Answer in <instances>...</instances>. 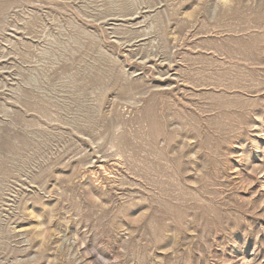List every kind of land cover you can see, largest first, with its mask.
<instances>
[{
    "label": "rangeland",
    "instance_id": "1",
    "mask_svg": "<svg viewBox=\"0 0 264 264\" xmlns=\"http://www.w3.org/2000/svg\"><path fill=\"white\" fill-rule=\"evenodd\" d=\"M0 264H264V0H0Z\"/></svg>",
    "mask_w": 264,
    "mask_h": 264
}]
</instances>
